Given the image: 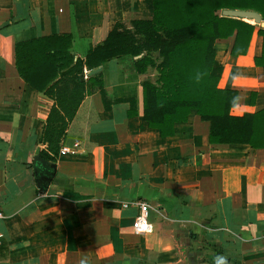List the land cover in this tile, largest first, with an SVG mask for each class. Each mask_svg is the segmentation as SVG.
Wrapping results in <instances>:
<instances>
[{
	"label": "crops",
	"instance_id": "crops-1",
	"mask_svg": "<svg viewBox=\"0 0 264 264\" xmlns=\"http://www.w3.org/2000/svg\"><path fill=\"white\" fill-rule=\"evenodd\" d=\"M149 17L150 0H0V264H264V148L209 143L193 111L159 136L141 117L140 82L154 71L136 73L124 58L99 72L106 101L132 99L135 113L128 102L105 110L88 85L59 144L77 152H57L45 188L32 183L52 100L20 78L14 44L68 33L83 59L115 22ZM256 28L242 55L229 54L233 35L212 45L218 87L236 91L234 116L264 107ZM132 200L148 204L150 232L132 229L136 210L120 205Z\"/></svg>",
	"mask_w": 264,
	"mask_h": 264
},
{
	"label": "trees",
	"instance_id": "trees-1",
	"mask_svg": "<svg viewBox=\"0 0 264 264\" xmlns=\"http://www.w3.org/2000/svg\"><path fill=\"white\" fill-rule=\"evenodd\" d=\"M225 9L253 10L264 20V0H150L148 19L131 20L128 28L115 22L83 59L73 58L68 33L16 42V72L29 87L52 100L38 137L45 148L34 156V164L45 168L54 162L60 139L88 85L98 90L105 110L112 103L128 102L126 115L135 113L132 99L106 101L100 72L83 78V70L116 58L129 60L136 73L153 69V80L140 82L141 117L159 136H171L173 124L184 122L193 111L208 122L209 143L264 148V107L239 116L230 114L236 91L218 87L221 67L212 47L215 39L233 35L229 54L242 55L256 26L260 52L252 62L264 75V29L251 20L223 15ZM197 72L204 73L199 83ZM253 99L250 92L249 105Z\"/></svg>",
	"mask_w": 264,
	"mask_h": 264
},
{
	"label": "water",
	"instance_id": "water-1",
	"mask_svg": "<svg viewBox=\"0 0 264 264\" xmlns=\"http://www.w3.org/2000/svg\"><path fill=\"white\" fill-rule=\"evenodd\" d=\"M222 14L242 20H251L257 24L260 28L264 29V21L260 20L259 14L253 10H243V9H225ZM100 67H96L86 72L85 76H91L99 72ZM33 181L37 187L45 188L49 183L54 165L52 163L48 164L45 168L40 165H36L33 168Z\"/></svg>",
	"mask_w": 264,
	"mask_h": 264
},
{
	"label": "built area",
	"instance_id": "built-area-1",
	"mask_svg": "<svg viewBox=\"0 0 264 264\" xmlns=\"http://www.w3.org/2000/svg\"><path fill=\"white\" fill-rule=\"evenodd\" d=\"M85 71H83V76H85ZM78 149V144L73 142L71 145H61L58 148V153L75 154ZM121 207H133L136 210L133 216L131 227L135 232L138 233H148L152 230V224L147 219L148 204L142 200H132V201H122ZM5 215L0 209V223L4 219ZM1 231H0V244H1Z\"/></svg>",
	"mask_w": 264,
	"mask_h": 264
},
{
	"label": "clouds",
	"instance_id": "clouds-1",
	"mask_svg": "<svg viewBox=\"0 0 264 264\" xmlns=\"http://www.w3.org/2000/svg\"><path fill=\"white\" fill-rule=\"evenodd\" d=\"M203 75H204V73L197 72L196 77H195V80L197 83L200 82ZM223 259L224 258H222V257H218L217 258L218 264H223Z\"/></svg>",
	"mask_w": 264,
	"mask_h": 264
},
{
	"label": "rangeland",
	"instance_id": "rangeland-1",
	"mask_svg": "<svg viewBox=\"0 0 264 264\" xmlns=\"http://www.w3.org/2000/svg\"><path fill=\"white\" fill-rule=\"evenodd\" d=\"M119 23H120V22H119ZM120 25L123 26V27H125L126 24H124V23H120Z\"/></svg>",
	"mask_w": 264,
	"mask_h": 264
},
{
	"label": "bare ground",
	"instance_id": "bare-ground-1",
	"mask_svg": "<svg viewBox=\"0 0 264 264\" xmlns=\"http://www.w3.org/2000/svg\"><path fill=\"white\" fill-rule=\"evenodd\" d=\"M248 21V20H247Z\"/></svg>",
	"mask_w": 264,
	"mask_h": 264
}]
</instances>
